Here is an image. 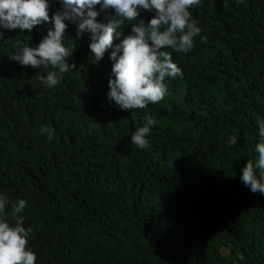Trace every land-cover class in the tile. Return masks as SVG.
I'll list each match as a JSON object with an SVG mask.
<instances>
[{"label":"trees","instance_id":"16d2710c","mask_svg":"<svg viewBox=\"0 0 264 264\" xmlns=\"http://www.w3.org/2000/svg\"><path fill=\"white\" fill-rule=\"evenodd\" d=\"M48 2L51 18L62 3ZM189 11L207 42L161 50L182 75L144 109L109 105L113 49L97 63L76 23L65 21L63 40L76 68L53 87L36 74L58 70L14 60L17 41L36 47L53 24L0 27V219L14 226L12 205L26 200L19 215L36 264H264V194L241 181L262 142L264 0H200ZM139 12L114 47L155 15ZM146 113L156 124L141 149L131 135Z\"/></svg>","mask_w":264,"mask_h":264},{"label":"clouds","instance_id":"9594fccd","mask_svg":"<svg viewBox=\"0 0 264 264\" xmlns=\"http://www.w3.org/2000/svg\"><path fill=\"white\" fill-rule=\"evenodd\" d=\"M61 3V9L50 18L48 0H0V27L3 29L32 32L42 23L53 24V29L48 30L36 47L20 45L17 41L20 52L14 60L38 70L50 65L58 71H49L46 77L38 71L36 78L49 87L57 85L59 74L76 68L74 63L66 62L73 51L63 44L68 27L65 21L76 23L78 38L84 33L89 34L90 52L97 63L107 50L113 49L108 100L109 105L114 102L121 110L144 109L149 104L159 103L167 92L165 78L182 75L172 56L162 49L187 53L193 48L195 37H200L201 42L208 39L202 35L198 22L191 19L189 11L200 0H61ZM109 9H113L115 15L107 14L106 22H98L97 17ZM139 9L154 11L155 15L148 22L141 19L138 24L131 25L132 34L114 47V39L121 35L118 29L125 19L136 20ZM257 123L262 141L256 145L258 159L255 163L248 161L242 169L241 181L251 192L264 194V119ZM155 124L154 117L146 113L144 125L131 135L132 144L141 149L148 147L147 137ZM42 131L49 133L51 140L55 130L44 128ZM237 140L238 136L232 135L228 142L236 145ZM257 169L259 178L255 175ZM7 203L8 198L0 196V214L5 212ZM26 203L21 199L12 205L14 226L6 219H0V264H36L37 256L28 248L32 228L26 229L24 218L19 215Z\"/></svg>","mask_w":264,"mask_h":264}]
</instances>
